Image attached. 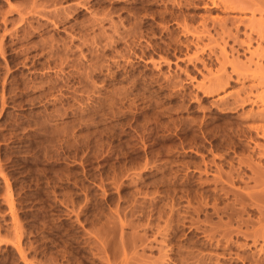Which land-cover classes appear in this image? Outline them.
Returning <instances> with one entry per match:
<instances>
[{"label":"rangeland","instance_id":"obj_1","mask_svg":"<svg viewBox=\"0 0 264 264\" xmlns=\"http://www.w3.org/2000/svg\"><path fill=\"white\" fill-rule=\"evenodd\" d=\"M224 1L0 0V264H264V10Z\"/></svg>","mask_w":264,"mask_h":264},{"label":"bare ground","instance_id":"obj_2","mask_svg":"<svg viewBox=\"0 0 264 264\" xmlns=\"http://www.w3.org/2000/svg\"><path fill=\"white\" fill-rule=\"evenodd\" d=\"M173 2H176V4H178L179 6L180 5H182L181 4V0H172ZM235 1H237V0H235ZM239 1H241V0H239ZM244 0H242V2L241 3H245V1L243 2ZM250 2L252 1V0H249ZM249 1H246V3H248L249 5L248 6H242L241 8H245V9H247L248 8V10H249V8L252 10V12H256V10H258V11H261V13L263 12V10H264V0H253L251 3H249ZM85 2V1H84ZM155 2V1H154ZM189 2V1H188ZM86 3V2H85ZM147 3H148V1H147ZM211 3L214 5V6H221V8H223V9H225V10H227V9H236V8H240V4L238 5V4H235V2L233 3V2H230V3H228V2H225L224 0H211ZM238 3V2H237ZM151 4H152V1H151ZM172 4H174V3H172ZM84 5V7L86 8L87 7V5L86 4H83ZM185 5V4H184ZM36 6V5H35ZM239 6V7H238ZM87 9V8H86ZM246 11V10H245ZM59 13V12H58ZM260 13V12H259ZM229 19V18H228ZM231 19V18H230ZM229 19V20H230ZM233 19V18H232ZM234 19H236V17H234ZM221 19H218L217 21L219 22ZM238 20V19H237ZM236 20V21H237ZM243 20V19H242ZM247 20V19H246ZM228 21V20H227ZM231 21V20H230ZM235 21V20H234ZM241 21V20H240ZM255 21V20H254ZM217 22V24H218V27H219V25H220V29L222 30V32H225V33H231L230 31H229V28H226V26H224V24H225V22L224 21H220L219 23ZM232 23H233V21H231ZM248 22V21H247ZM224 23V24H223ZM235 23V22H234ZM233 23V24H234ZM242 23V22H241ZM240 23V24H241ZM244 23V22H243ZM202 24H204L205 25V22L204 23H202ZM216 24V23H215ZM232 24V25H233ZM213 25V24H212ZM251 26H252V24H250ZM249 25V26H250ZM183 26H184V24H183ZM188 26V25H187ZM250 26V27H251ZM185 27V26H184ZM215 27V26H214ZM233 27V26H232ZM192 28V27H191ZM205 29V28H204ZM188 30H189V28H186L185 29V31H187L188 32ZM196 30V29H195ZM204 31H206V30H203L202 29V32H204ZM216 31V30H215ZM227 31H229V32H227ZM239 31V30H238ZM189 32H191V30L189 31ZM194 32V31H193ZM260 32V31H259ZM197 33H199V32H197ZM219 33V32H218ZM258 33V32H257ZM189 34V33H188ZM195 34V33H194ZM201 34V33H200ZM196 35V37H197V39H200V38H202V37H199V36H201V35H199V34H195ZM218 35V34H217ZM229 36H230V34H228ZM227 35V36H228ZM232 35V34H231ZM193 36V35H192ZM204 36V35H203ZM206 37V36H205ZM259 37H261V36H259ZM210 40V39H209ZM212 40H213V38H212ZM223 41H224V39H223ZM241 41V40H240ZM239 41V42H240ZM176 42V41H175ZM209 42V41H208ZM235 42V41H234ZM196 43H197V41H196ZM241 43H243V42H241ZM241 45V44H240ZM189 46V45H188ZM240 47V46H239ZM223 63V62H222ZM221 69V68H220ZM220 76H222V75H220ZM222 78V77H221ZM217 79V78H216ZM225 80V79H224ZM214 81V80H213ZM215 82H216V80H215ZM214 84V85H213ZM213 86L212 87H210L211 89H209L210 90V92L212 91V90H216V89H218V87L222 84V82L221 81H217L216 82V84L213 82ZM210 85V84H209ZM244 85V84H243ZM223 86V85H222ZM253 86L254 85H249V86H245V87H243L242 88V90H245V88H247V87H249V90L248 91H244L245 92V96L244 97H242V98H235L234 99V108L237 106V105H243L244 103H246V102H251V103H257V102H264V93H254L253 92ZM208 90V91H209ZM224 101V100H223ZM224 103V102H223ZM225 103H226V101H225ZM232 109H233V107H232ZM251 112V111H250ZM249 120H257V119H264V109H262L261 111L259 110V111H257V112H251V114L247 117ZM251 128H253L254 130H255V132L257 133V134H259L260 136H262V137H264V125L263 124H258V125H252L251 126ZM261 155H264V149H263V151L261 150ZM261 179V178H260ZM258 180V179H257ZM256 180V181H257ZM262 180H258L257 181V183L258 182H260V183H262L261 182ZM264 193V192H263ZM261 194L262 195V198H261V200L260 201H262L263 200V202H264V194ZM261 195H259V196H261ZM260 198V197H259ZM257 199V198H256ZM264 204V203H263ZM261 205V206H264V205ZM264 208V207H263ZM264 220V219H263ZM261 221V220H260ZM264 225V224H263ZM261 229V228H260ZM257 230V231H255V232H253L252 233V238L254 239V242L257 240V237L258 236H260V237H264V227H262V229L261 230Z\"/></svg>","mask_w":264,"mask_h":264}]
</instances>
